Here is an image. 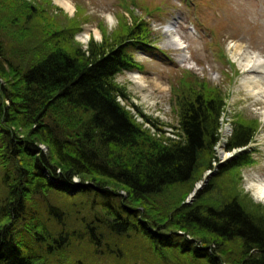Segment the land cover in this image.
Segmentation results:
<instances>
[{"label":"trees","instance_id":"trees-1","mask_svg":"<svg viewBox=\"0 0 264 264\" xmlns=\"http://www.w3.org/2000/svg\"><path fill=\"white\" fill-rule=\"evenodd\" d=\"M50 3L0 0V264H264V205L224 178L248 151L186 201L216 158L222 93L195 79L166 135L116 81L147 22L127 9L84 48L79 16ZM256 129L236 123L225 149Z\"/></svg>","mask_w":264,"mask_h":264},{"label":"rangeland","instance_id":"rangeland-1","mask_svg":"<svg viewBox=\"0 0 264 264\" xmlns=\"http://www.w3.org/2000/svg\"><path fill=\"white\" fill-rule=\"evenodd\" d=\"M49 1L63 14L79 16L81 30L76 38L84 48L90 39L101 41L102 30L111 33L121 16L131 23L127 9L132 10V16L147 22L151 44L126 49L137 67L117 74L116 81L124 86L127 102L146 116L159 119L166 135L172 136L170 126L177 125L179 119L175 100L191 93L195 79L216 88L224 97L219 129H232L236 123L255 124L254 139L246 150L251 161L228 172L224 178L226 183L240 178L242 193L255 204L264 205L249 190L250 181L264 180V121L261 117L264 102L255 100L240 86L245 74L231 57L234 49L231 44H235L245 52L253 51L264 58V0H68L72 4L71 12L54 0ZM167 25L171 31L165 30ZM95 30L99 32L98 38ZM86 33L89 38L84 41ZM173 33L179 39L178 48H174ZM121 102L131 109L126 102ZM219 133L222 138L215 146L214 155L221 158L218 146L228 154L225 143L230 134ZM205 174L206 169L202 172ZM219 185L218 191L223 190L224 186ZM174 196L176 200L181 193L175 192Z\"/></svg>","mask_w":264,"mask_h":264},{"label":"bare ground","instance_id":"bare-ground-1","mask_svg":"<svg viewBox=\"0 0 264 264\" xmlns=\"http://www.w3.org/2000/svg\"><path fill=\"white\" fill-rule=\"evenodd\" d=\"M57 4L62 6L65 10L72 11V4L68 0H54ZM110 20H112L111 16H108ZM166 31H171L169 25L166 26ZM95 36L99 37V32L95 30ZM174 34V33H173ZM172 35V34H171ZM174 36V37H173ZM171 38L174 43V48H178L179 39L177 35L174 34ZM89 38V35L84 34L83 40L86 41ZM234 46L233 51H231V57L238 67L241 69L242 73L245 74L240 79V86L243 87L246 92L252 96L255 100H261L264 102V58L260 56L258 53L251 51L245 52L242 50L240 45L231 44ZM261 117L264 121V107L261 110ZM225 128L223 130V134L228 131ZM264 136V135H263ZM218 153L221 158L226 157L221 150V145L218 146ZM249 190L252 192V195L264 202V180L256 179L255 181L249 182Z\"/></svg>","mask_w":264,"mask_h":264},{"label":"water","instance_id":"water-1","mask_svg":"<svg viewBox=\"0 0 264 264\" xmlns=\"http://www.w3.org/2000/svg\"><path fill=\"white\" fill-rule=\"evenodd\" d=\"M201 185H203V182H200L198 185L195 186V189L193 190L192 194L188 196V201H190L194 197L196 191L200 189Z\"/></svg>","mask_w":264,"mask_h":264}]
</instances>
